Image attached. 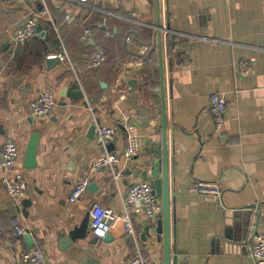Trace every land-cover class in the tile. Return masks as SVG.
Returning a JSON list of instances; mask_svg holds the SVG:
<instances>
[{
    "label": "crops",
    "instance_id": "crops-1",
    "mask_svg": "<svg viewBox=\"0 0 264 264\" xmlns=\"http://www.w3.org/2000/svg\"><path fill=\"white\" fill-rule=\"evenodd\" d=\"M159 1L160 10L158 0H47L50 16L18 45L15 34L41 4L0 0V158L13 136L20 150L16 170L27 180L26 196L16 202L0 178V264H19L20 251L36 248L50 264H123L137 250L150 264L161 263L157 220L143 211L132 213L134 237L116 224L109 240L92 233L79 239L83 259L66 246L68 231L94 202L121 210L131 184H152L149 159L153 146L160 153L163 134L160 30L172 245L184 251L181 264H254L252 239L264 234V0ZM88 27L94 34L82 41ZM169 34L176 36L171 53ZM99 47L107 60L93 68ZM49 55L58 59L50 63ZM45 89L55 94L54 110L34 116L30 101ZM214 91L227 102L221 126L209 109ZM100 124L116 130L104 145L96 141ZM130 134L141 147L127 158ZM35 136L36 165L28 167ZM106 152L122 155L120 177L111 168L91 172ZM84 178L93 187L71 202ZM195 180L219 186L220 197L192 191Z\"/></svg>",
    "mask_w": 264,
    "mask_h": 264
},
{
    "label": "built area",
    "instance_id": "built-area-1",
    "mask_svg": "<svg viewBox=\"0 0 264 264\" xmlns=\"http://www.w3.org/2000/svg\"><path fill=\"white\" fill-rule=\"evenodd\" d=\"M39 2L41 8L38 12L28 16L14 36V42L18 45L26 44L32 39L37 32L39 21L44 17H49L50 12L47 0H32ZM81 4L88 3L89 0H70ZM71 15L67 14V18ZM94 31L91 28H85L81 34L82 41H87L93 36ZM57 55H49L48 57H56ZM107 60V54L103 48H97L92 56L90 65L93 68L100 67ZM247 64V63H246ZM125 95H122L123 99ZM56 104L55 94L51 89L43 90L36 98L30 101L31 113L37 117H45L52 113ZM227 102L219 92H212L210 96L209 109L218 126H221L225 120V110ZM92 109V108H91ZM116 133L115 128L100 124L97 128L96 141L98 144L104 145ZM141 147L140 138L135 134H130L128 138V146L123 150V155L132 158L137 155ZM122 155L112 152H106L98 156L91 165V172L97 173L104 168L113 170L114 178L121 175V169L116 170L120 166ZM20 158V150L16 139L8 136L3 146L0 158V168L2 169L1 181L8 196L20 202L26 196L27 180L23 174L16 170L18 160ZM90 181L88 178L81 179L74 186L69 200L77 201L86 191ZM190 189L209 196L220 197L221 190L216 184L205 180H195L190 184ZM134 211H143L146 217L152 221H156L161 213V201L157 196L152 184L147 180L135 182L129 186L126 191L121 210H115L94 202L90 209V222L92 234L98 238H104L109 234L116 224L123 226L124 232L130 237H134L135 230L133 226L132 213ZM254 264H264V234L257 233L253 236L252 246L249 253ZM19 264H50L40 249H28L19 252ZM123 264H150L144 258L141 250H137L133 258L126 260Z\"/></svg>",
    "mask_w": 264,
    "mask_h": 264
},
{
    "label": "water",
    "instance_id": "water-1",
    "mask_svg": "<svg viewBox=\"0 0 264 264\" xmlns=\"http://www.w3.org/2000/svg\"><path fill=\"white\" fill-rule=\"evenodd\" d=\"M159 10H160V1L158 0ZM160 16V14H159ZM159 27L160 22H159ZM158 45H159V52L161 56L160 62V70H161V82H162V91H163V103L162 108V127H163V134L161 142L157 145H160V153H158V148L156 145L153 146L155 154L152 155L149 159L150 164V172L149 175L152 178V186L155 189L157 196L160 198L161 201V213L157 219V226L156 231L158 232V236L162 241L163 246V257L160 264H181V256L184 251L177 248L176 244L172 245L171 242V198H170V163H169V145H168V120L166 116V98H165V70L163 65V46H162V30L158 31L157 35ZM156 44H153L147 54V57L150 56L151 52L155 49ZM63 56V53H62ZM48 62L53 63L58 59L56 57H48ZM37 143L38 138L35 136L31 141L26 150V166L34 167L36 165V154H37ZM147 171L145 172L144 176L146 179ZM93 187V184H89L88 188ZM92 233V227L90 222V211L87 217L81 222L80 225L75 226L73 229L68 231V240L66 242L67 249L69 250L70 254L74 257L79 259H83V247L79 246L78 244L79 239H85ZM113 237V234H107L103 239L109 240ZM98 240V237L93 236ZM91 243L93 241H90ZM64 248V247H63Z\"/></svg>",
    "mask_w": 264,
    "mask_h": 264
},
{
    "label": "trees",
    "instance_id": "trees-1",
    "mask_svg": "<svg viewBox=\"0 0 264 264\" xmlns=\"http://www.w3.org/2000/svg\"><path fill=\"white\" fill-rule=\"evenodd\" d=\"M169 41L167 42V47H168V53H171V50L173 48V43L176 41V36L173 34L168 35ZM148 59V58H146Z\"/></svg>",
    "mask_w": 264,
    "mask_h": 264
}]
</instances>
